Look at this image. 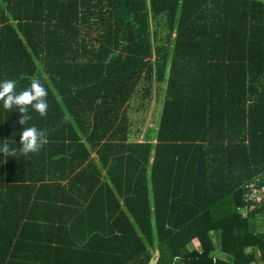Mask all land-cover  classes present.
I'll return each instance as SVG.
<instances>
[{
  "label": "trees",
  "instance_id": "1",
  "mask_svg": "<svg viewBox=\"0 0 264 264\" xmlns=\"http://www.w3.org/2000/svg\"><path fill=\"white\" fill-rule=\"evenodd\" d=\"M257 175L264 0H0V264H264Z\"/></svg>",
  "mask_w": 264,
  "mask_h": 264
},
{
  "label": "rangeland",
  "instance_id": "2",
  "mask_svg": "<svg viewBox=\"0 0 264 264\" xmlns=\"http://www.w3.org/2000/svg\"><path fill=\"white\" fill-rule=\"evenodd\" d=\"M163 97V86L158 88L154 84L149 96L144 99L136 96L131 100L128 109L132 131L131 141H144L147 136L149 139L152 138L157 127ZM257 223V229L264 230V217L258 218ZM215 239L218 240L217 234ZM149 264H154V260L152 259Z\"/></svg>",
  "mask_w": 264,
  "mask_h": 264
},
{
  "label": "built area",
  "instance_id": "3",
  "mask_svg": "<svg viewBox=\"0 0 264 264\" xmlns=\"http://www.w3.org/2000/svg\"><path fill=\"white\" fill-rule=\"evenodd\" d=\"M243 204L238 207V211L242 216H246L249 211L255 210L264 204V183L261 176H254L247 181L244 186ZM193 245L196 248L201 247L200 240L195 237Z\"/></svg>",
  "mask_w": 264,
  "mask_h": 264
}]
</instances>
